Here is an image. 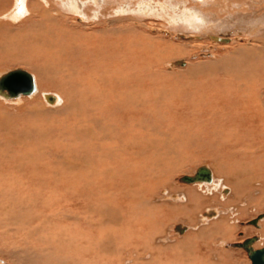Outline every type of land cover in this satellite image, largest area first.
<instances>
[{
    "label": "rangeland",
    "instance_id": "rangeland-1",
    "mask_svg": "<svg viewBox=\"0 0 264 264\" xmlns=\"http://www.w3.org/2000/svg\"><path fill=\"white\" fill-rule=\"evenodd\" d=\"M22 1L23 11L16 17V14L6 13L16 6L17 1L0 0L3 22L24 32L28 27L25 26L28 25L25 17H28L29 11L37 10L39 4L42 7L49 4L61 6L70 19L68 23H72L71 29H67L75 34L74 42H71L74 56L70 53L67 62L81 74L88 71L80 57L88 56L91 44L82 45L84 50L78 48L84 41L79 34L83 36L96 26L101 16L112 17L110 29L113 39L123 36L134 44L141 41L142 45H154L147 46L148 50L144 51V66L139 65L143 66L139 71L140 78L134 73L127 83H123L127 85L124 97L128 99L124 106L113 117L105 112L103 121L83 118L85 113L87 116L95 114L91 108L89 111L85 109L84 114L81 111L74 113V109L57 111L61 104L55 108L47 103L45 95L53 93L58 97V104L64 96L70 97V101L76 98L74 100L80 103L86 99L85 105L88 106L91 97L86 94L87 83H81L82 79L74 70L68 81L61 82L56 77L54 82L35 83L39 91L33 94H19L7 100L0 96V120L4 127L0 126V261L7 264H252L249 253L240 243L244 238L253 236L256 239L254 249L264 246V217L257 223L259 226L251 223L252 219L264 215V147L254 149L258 153L257 161H249L250 169L257 173L252 180L254 183L258 180L263 185L258 192L253 186L245 187L244 192L234 191L221 178L217 179L214 170V182L190 183L182 176L193 175L200 166L211 168L207 159H216L218 163L220 153L223 155L221 150L220 153L216 151L217 147L212 143L218 135L212 138L202 130L203 124H206L203 108L207 101L208 106L218 101L215 114L209 115L210 126L219 119L218 124H227L226 114L239 118V110L234 103L230 105L232 107L225 108L227 111L223 109L224 100L214 95L216 88L225 87L224 83H255L261 88L260 99L264 108V51L260 56V49L264 50V0ZM4 7L6 12H3ZM11 15L16 19H11ZM56 23L49 17L43 25H48L51 32L50 28L53 30ZM86 24L88 27L85 29ZM5 35V31L0 29V39ZM208 35L225 36L232 41L220 44L210 40ZM254 38L261 43L250 45L248 42ZM236 47L253 48L258 52L256 64L248 65L250 60H246L249 58L240 65L234 61L237 55L231 51ZM172 49L182 52L172 53ZM227 59L237 63L238 67L221 64ZM213 64L216 67L211 66ZM232 67L240 72L232 70ZM15 68L34 73L22 64L11 62L0 52V75ZM134 96L139 103H134ZM50 107L52 110L48 109ZM248 112H242L249 116L245 123L258 120V114L250 116ZM78 127L98 130L96 141L92 142L85 136L86 139H80L82 136L78 135ZM257 133L249 137L255 139L260 136ZM137 134L144 139L143 169L137 173L129 172L130 178L135 181H127L125 176H118L122 172L118 165V160H123L120 158L123 156L122 149L107 148L109 151L104 152L102 148L114 143L116 146V141L121 144V140L126 142ZM223 136L226 137L227 132ZM17 138L18 141H15ZM209 142L213 147H207ZM137 156L139 154L135 157L132 153L126 154L124 163L134 168L137 163L132 159ZM87 160L90 161L88 165ZM78 164L84 167L80 168ZM108 165L113 167V172L105 175ZM260 173L263 175L261 178ZM222 187L229 190L225 192ZM152 198L158 201L146 202ZM106 207L113 208L115 214L126 208L136 211L130 218L139 220L142 217V223H135L132 227L130 222L131 225L124 224L123 229L120 224H113L112 216L107 217L111 223L107 222L100 216ZM154 224L162 227L163 234L158 236L166 238L162 241L183 239L182 246L177 244L172 249H166L169 243H165V248L154 247L150 238L153 235L151 232L157 229ZM138 225L147 234L140 240L131 235L139 229ZM179 226H182L180 231L176 228ZM104 230L115 235L113 246L108 245V251L104 250V244H100L99 234H103ZM128 237L132 241L126 242ZM151 247L156 255L151 262L150 259L147 263L140 262L138 257L125 255L140 250L146 255L149 252V255L153 253Z\"/></svg>",
    "mask_w": 264,
    "mask_h": 264
},
{
    "label": "bare ground",
    "instance_id": "bare-ground-1",
    "mask_svg": "<svg viewBox=\"0 0 264 264\" xmlns=\"http://www.w3.org/2000/svg\"><path fill=\"white\" fill-rule=\"evenodd\" d=\"M16 1H17L16 6L13 9L8 10L6 14L10 15L11 13H13V14L17 15L16 17H18L19 16L18 14H20L21 11H23V8H22L23 7V3H22L23 1L22 0H16ZM71 10H72V8H71ZM1 11H0V13H2ZM3 12H6L5 7H4ZM69 12H71V11H69ZM81 15H83V14H81ZM0 16H3V15H0ZM27 16L28 17H25V19L28 20V25L26 24L25 26L26 27L28 26V27L24 30V32H21V28H19V27L13 28L10 24L7 25L6 23L3 22L4 21L2 19L3 17L0 18V29L4 30L5 34H6L4 37H2L0 39V52H2V54L4 55L5 58L7 57L9 60H11V62L19 63V65L22 64V65L30 68L34 72L33 74H31L30 72L27 71L31 75L32 82H33V88L29 93L33 94V93L39 91V88L36 86L35 83H38V82H54V78H56V77L58 78L57 80L64 82L68 78V76H71V74L73 73L72 71L74 70L75 74L78 73V78L82 79L80 82L81 83H87L88 92H86V94L89 95V97H91V102L88 104V106H86L85 105L86 99L83 101V103H80L81 101L74 100L76 98H73V101H70V99H69L70 97L65 98L64 96H62V102L60 103V101H59V104H58L57 95L52 93V95L51 94L45 95V99H46L47 103H49V106L54 105L53 107L57 108L61 104V107H59L60 109H57V111H59V110L60 111L65 110L66 111V110L74 109V113L81 111V113L83 112V114H84L85 109L89 111V108H91L94 110L95 114L93 116H87V114L85 113L86 116H83V118L88 119V117H90V120H92V118H95L96 122H98L97 119H99V121H103V116H104L105 112H108V115L113 117V114L117 113L116 111H120V108L123 107L124 104L126 103V100H128L127 97H124L127 95V85L126 84L124 85L123 83H127L128 80L130 79V77L134 73L136 74V76H138V78H140L141 74L139 73V71L143 68L144 61H145L144 51L148 50L147 46H150V45L153 46L154 44H148L147 45V43H146V44L142 45L141 41L140 42L138 41L139 43L134 44L133 42L124 38L123 36L118 37L116 40L113 39L111 37L112 36V33H111L112 29H110V25L112 24V21H113L112 17L110 18V17H102L101 16V19L98 22H96L97 23L96 26L87 30L88 32L86 31L85 34H83V36L81 34H79L84 41H82L83 43H81V45H79L78 48H82L84 50L83 46H85L86 44H91V46H90L91 48L88 51L89 52L88 56L87 57H82V56L80 57V61L82 63L83 62L86 63L85 65H87V66H85V68H87V71H88V72L81 74L80 72H77L74 67H70L68 65L69 63L67 62V59L71 57L70 53L72 54V56H74V50H72L73 46H72L71 42H74L73 35H75V34L72 35V32H70L68 30V29H71L72 23H70V22L68 23V21L70 19L64 13V10L62 9V7L58 6V5H52V4H49L48 7L47 6L42 7V5L39 4V7L37 6V10L29 11ZM16 17L12 16L11 19H16ZM34 17H36V18H34ZM49 17L53 18L54 22H57L56 23L57 25L55 26V28L53 30L50 28L52 35H50L51 32L49 31L48 25L47 26L43 25L44 22L47 23ZM57 18H59V19H57ZM194 21H196V19H194ZM194 21H193V23H194ZM61 24H64V26H62ZM87 27H88V25L86 24L85 29ZM102 34L105 36H101ZM121 34H125V33H121ZM178 35H180L182 37L187 36V37L192 38V36H190V35L185 36V35H181L179 33H178ZM196 36L199 37L201 35H196ZM207 37L210 40H212L213 42L220 43V44L221 43L222 44H228V43H230V41H232L229 37H225V36L208 35ZM69 38H71V40H69ZM137 40H138V38H137ZM249 40H251V39H249ZM252 40L253 41L248 42L250 45H253V44L259 45V43H261V42L258 43V41H260V40L255 39V38ZM149 43H151V42H149ZM129 45H131L132 47H129ZM132 48H133V50L130 51ZM260 50H261L260 56H262V54H263L262 51H264V50H262V49H260ZM180 51L176 50V49H175V51H173V49L171 50L172 53L173 52L181 53L182 51L181 52ZM85 52H86V50H85ZM231 52H233V54L237 55V60L234 59V61H238L239 65L243 61L245 62V60L247 58H249L246 60V62L250 60L248 62V65L253 66L254 64H256L255 62L259 58V53L256 52L253 48H238V47H236V49L232 50ZM152 55L155 56V53H153ZM76 56L78 57V55H76ZM114 58H116V61H113ZM158 58H159V56H158ZM234 61H232V60L230 61L227 59V60H223L221 64H223V65L227 64L229 66H235L237 68L238 65H237V63L233 64ZM136 63H137V65H136ZM157 63H159V61ZM180 63L183 64V62H180ZM140 64H143V66L142 65L139 66ZM132 65H135V66H132ZM211 66L216 67V66H214V64ZM228 69H229V67H228ZM231 69L235 70V69H233V67ZM84 71H86V69ZM235 71L240 72V70H235ZM138 74H140V75H138ZM69 80H70V78H69ZM67 81H68V79H67ZM72 82H75V81H72ZM78 82H79V80H78ZM107 83H110V84H107ZM139 83H140V80H139ZM139 83L137 84V86H139ZM224 84H225V87H223V86L221 88L218 87V90L216 88V93L214 95L220 96L221 100H224V103L222 105L223 109H225L227 107H232L230 105H232L234 103L235 107L238 108L236 110H239L238 111L239 114H237V115H239V118H237L236 116H233V114H231V115L226 114V115H224V117L227 118V122H228L227 124H225L224 122L221 124H218L220 122V119H219V121L216 124H212V126H210L209 115L211 116L212 113L215 114V112H216L215 108L217 106L218 101L214 104L211 102L213 104L211 106H208L209 102L207 101L206 106L203 108V113L206 115V118L204 119L206 124H203L204 129H202V130L205 131V133H208L209 135H211L212 138H214L215 135H218L216 140L214 139L215 141H212V143L217 147L216 151L218 153H220V150H221L223 152V155H222V153H220L221 158L219 159L218 163H217V161H215L216 159H212V158L207 159L209 165H211V168L208 169L207 167H202V169L206 168L208 175H206L202 178L195 179L192 181H187V182H190V183L195 182V181H205V182L206 181H213L214 182V178L217 177V179L221 178L226 185H229L230 187H232L234 189V191L236 190L237 192H242L243 190H245V187L253 186L255 192H258L259 190H262V188H263V185H261L259 183H262L264 181L258 183V180L256 181L254 179L256 181L254 183L252 178L256 177L257 173H255L253 170L250 169L249 161L251 162L253 160L255 162V159L257 161L258 153L256 151H254V149H259L261 146L264 147V108L262 106L263 102L261 104V99H260L261 88L258 85L256 86L255 83H224ZM4 91H6L5 88L2 91H0V96L3 98H6V100L10 99L9 97H15L16 98V96L19 94H29V93L18 92V94L15 96H8L7 94H5ZM44 94L45 93H43V95ZM137 95L139 96V94H137ZM257 95H259V96L256 98ZM136 96H134L135 97L134 103L137 104V102L139 103V100H137ZM85 97H87V96H85ZM86 102H87V100H86ZM77 103L82 104V106L80 107L79 106L80 104L77 105ZM51 107L48 109L52 110L53 107L52 108ZM39 109L44 110V108H39ZM219 110H221V108ZM225 110L227 111V109H225ZM244 110L249 111L247 114H249L250 116H253L254 114L256 116V114H258V120L255 122H253L252 120H248V123H245L246 120L249 119V116H246V113H242V112H244ZM261 110H262V112H261ZM227 115L232 116V117H228ZM231 118H233V119L230 120ZM85 121H87V120H85ZM96 122H94V123L96 124ZM2 123H3L2 120H0V126ZM7 124L9 125V122ZM98 124L99 123H97V125ZM226 125H228V127ZM98 126H102V124L100 123V125H98ZM1 127H3V126H1ZM6 127L7 126H5V128ZM128 127L130 128V126H128ZM98 129H100V127ZM95 130H96L95 128L87 129V128L78 127V135L82 136L80 138L82 140L86 139L85 137H87L90 140H92V142H93V140L96 141V139L98 137L97 135L99 134V132H97L98 130L96 132H95ZM253 130H255V132H253V133H257V131H260V133H259L260 136H257V138H255V139L253 137H249V135L253 134V133H251ZM225 132H227L226 137L223 136V133H225ZM16 134H18V133H16ZM259 134L257 133L256 135H259ZM261 135H262V137H261ZM18 136H20V135H18ZM212 138H210V139H212ZM128 140L126 142L124 141V139L121 140L122 141L121 144H117V142H119V141H116V146H114V144H115L114 143L113 145L105 146L106 150L104 148H102V149L104 152L109 151L107 148H112V149L119 148V150L122 149V152H123L122 155L123 156L120 158H123V160L121 161L120 158H119L120 161L118 160V162H119L118 165H120L119 169H121L120 171H122V172L118 176L119 177L121 176L122 178H123V176H125L126 178L129 179V180L126 179L127 181H132L134 179L132 177L130 178L131 173H129V172L137 173L139 171L141 172L143 169V162H144L143 158L144 157L141 158V156H142V154H144L142 149L145 148V145H144L143 136H141V134L134 135V137H130ZM15 141H18V138L15 139ZM107 141H108V139H106L105 142H107ZM83 142H85V140ZM129 142L131 144H129ZM208 144L209 145L207 147H209V148L213 147L211 142H209ZM248 149H250V150L247 151ZM1 150L3 152V148ZM129 153H132L134 155V157L137 154H139L140 158L137 156L138 158L132 159L134 162L136 161V163H137V165L134 164V168H132L133 166L130 163L129 164L131 166H128L127 163H124V160L127 159L126 158L127 156L126 157H124V156L126 154L129 155ZM227 158L228 159L232 158V159L227 160ZM77 161H79V160L77 159ZM109 161H110V159H109ZM69 162H68V166H69ZM83 162H84V160H83ZM89 162L90 161H88L87 165L90 164ZM84 163L86 164V161ZM251 164H254V163L252 162ZM81 165L82 164H78L77 166H80V168L84 167ZM140 165H142V167ZM135 166H137V167H135ZM38 167L39 166H36V168H38ZM130 167H131V169H130ZM19 168L20 167H18V169ZM74 168H76L75 164H74ZM135 168H136V170H135ZM213 170L216 171L215 172L216 177L214 175ZM112 172H113V167L108 165L106 168L105 175H108ZM261 177H263L262 173H260V178ZM248 179H250V180L247 181ZM216 180H215V182H216ZM220 187H221V185H220ZM222 190L227 192L229 190V188L224 187ZM239 194H241V193H239ZM258 195L259 194L257 193V196ZM138 200L140 201L141 199H138ZM142 201H144V200H141L140 202H142ZM149 201L154 203L158 200L152 198V199H148L146 202H149ZM126 210H127V208L125 210H121L122 212L115 214L113 208H110V207L107 208L106 207V209H104V211L102 213H100V216H102L101 219H104L105 221L107 220V222H110L109 216H112L114 218L113 224H115V225L120 224L121 227H123V229H124V224H127L129 226V225H131L130 222L132 223V227L134 226L133 224H135V223H138V222H140V224L142 223L141 222V220L143 219L142 217H140L139 220H137L134 217L132 219L130 218V216L134 215L136 211H131V210L126 211ZM90 211H91V209H90ZM92 212H93V210H92ZM89 213L91 215L93 214L91 212H89ZM146 214H148V213H146ZM261 216H262V214L260 216H258L257 218L252 219L251 223L257 225V223L260 221V219L264 217V215L262 217ZM107 217H109V218H107ZM148 217H150V216H148ZM149 219L151 220L152 218L150 217ZM144 220H145V218H144ZM154 220H153V222H151L152 224L155 222ZM257 226H259V224ZM138 228L139 229L136 230V233H133L131 235H132V238L134 237L135 239L137 238L140 240L142 237L144 238L143 235H145L144 234L145 230L143 228H141L139 225H138ZM150 228H153V227H150ZM155 228H157L156 231L153 230L154 233L151 232L153 235L152 236L150 235V238H152V242H153L154 247L157 245L158 247H164L165 248V246H166L165 243H169L168 246L166 247V249H169V248L172 249V247L173 246L176 247L177 244L182 246L183 239L182 240L176 239V241H175L173 239L168 238L169 240L162 241L163 239H166L163 236L158 237L159 235L161 236L163 234V233L161 234L162 227L159 226V224H158ZM176 228L178 229V231L182 230L181 229L182 226H179ZM145 229H147V228H145ZM125 230H127V229H125ZM102 233L103 234H101V233L99 234L100 235V242H101L100 244L101 245L104 244L103 245L104 250L108 251V245L113 246L115 235L113 234L112 231H108V230H104ZM60 240H62V239H60ZM129 240H131V239L128 237L126 242ZM156 240H157V242H156ZM255 240L256 239L254 237V239L251 241L252 243L251 242L247 243V247L249 250H247L241 244L249 254L251 253V254L255 255V252L252 253V251L255 250L253 248V244L255 243L254 242ZM133 241H135V240H133ZM58 243H59V241H58ZM128 244H129V242H128ZM59 245H61V244H59ZM140 246H143V244H140ZM144 248H146V247L144 246ZM180 248H182V247H180ZM138 249H140V248L138 247ZM153 249L154 248H152L151 251H153ZM177 249L179 250L178 246H177ZM181 252H182V250H181ZM148 253L146 255L144 251L142 252L140 250V252L137 251V252H135V254L134 253L133 254L127 253L125 255H126V257H132V258L138 257L140 262L142 261L144 263H147V261L149 262V259L151 262V259L156 256L154 251H153V253L150 252L149 255H148ZM185 255H186V253H185ZM262 257L264 258V253H263ZM25 258H26V256H25ZM212 258H213V256H212ZM249 258H250V256H249ZM214 259H215V257H214ZM202 261H204V260H202ZM217 261L220 262L221 260L217 259ZM131 262H134V261H131ZM251 262H252V260H251ZM50 263H52V262H50ZM0 264H7V263L4 261H0ZM209 264H215V263L210 262ZM217 264H219V263H217Z\"/></svg>",
    "mask_w": 264,
    "mask_h": 264
},
{
    "label": "water",
    "instance_id": "water-1",
    "mask_svg": "<svg viewBox=\"0 0 264 264\" xmlns=\"http://www.w3.org/2000/svg\"><path fill=\"white\" fill-rule=\"evenodd\" d=\"M6 89V93L8 96H15L18 92L21 93H29L33 88V82L31 75L24 69H10L6 71L4 74L0 75V91ZM208 175L206 168L200 166L198 170L193 175H183L182 179L186 181H192L195 179L202 178ZM254 239L253 236H249L243 239L240 243L242 244L247 250V243L251 242ZM254 254H249L252 264H264V258L262 257L264 253V246L257 248L252 251Z\"/></svg>",
    "mask_w": 264,
    "mask_h": 264
}]
</instances>
